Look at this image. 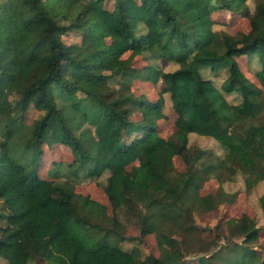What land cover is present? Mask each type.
Instances as JSON below:
<instances>
[{
	"label": "trees",
	"instance_id": "obj_1",
	"mask_svg": "<svg viewBox=\"0 0 264 264\" xmlns=\"http://www.w3.org/2000/svg\"><path fill=\"white\" fill-rule=\"evenodd\" d=\"M219 9L248 18V31L213 29L211 13ZM140 23L146 31L137 36ZM68 32L79 33L80 42L66 43ZM139 55L175 62L177 68H137L133 62ZM243 56L257 58V84L240 69L236 58ZM208 68H225L220 85L204 75ZM117 78L119 86L110 84ZM134 78L161 79L159 98L135 96ZM232 92L238 101L227 99ZM163 93L170 95L176 114L175 130L166 137L158 127L165 117ZM31 104L42 114L25 124ZM192 134L213 138L222 156L190 145ZM44 144L71 148L72 174H108L103 189L114 212L135 218L141 237L155 234L159 255L141 256L137 247L124 250L93 240V233L111 232L104 227L111 224L106 207L75 192L70 180L38 175ZM176 155L184 171L174 169ZM212 176L219 183L215 192L201 194ZM237 176L247 192L264 179V0H256L252 12L247 0L0 2V259L7 264H264L258 242L264 224L242 214L225 221L227 235L202 239L205 228L193 220L194 211L233 202L235 194L223 185ZM258 203L264 214V193ZM72 222L84 226L91 244L71 230ZM192 242L200 245L198 251Z\"/></svg>",
	"mask_w": 264,
	"mask_h": 264
},
{
	"label": "rangeland",
	"instance_id": "obj_2",
	"mask_svg": "<svg viewBox=\"0 0 264 264\" xmlns=\"http://www.w3.org/2000/svg\"><path fill=\"white\" fill-rule=\"evenodd\" d=\"M3 0H0L2 2ZM256 0H247V5L252 12L254 10ZM211 17L214 20L213 29L223 30L231 34L236 32H246L249 29L248 18L231 13L226 9L215 10L211 13ZM146 29L142 23L138 26L136 30V35L139 36L145 33ZM81 35L77 32H68L63 35V40L66 43L80 42ZM129 51L123 54V57L129 55ZM240 69L244 75L253 83H256V78L254 72L259 68L257 58L255 56L251 57H237L236 58ZM148 64H154L165 71H171L177 68V64L172 61L166 60H148L142 56H136L134 58L133 66L137 68H143ZM225 68L218 69H205L204 75L213 80L216 86L220 85L223 78L226 76ZM119 78L111 79L110 84L114 86H119ZM257 84V83H256ZM164 84L160 79L157 83H153L149 80H144L141 78H134L131 81V91L135 96H144L145 98L155 101L159 98V94L162 91ZM164 97V102L162 105V111L164 114V119L158 121L159 132L162 136L166 137L170 135L174 130V121L176 119V114L172 108V101L168 93L162 94ZM227 99L230 102L238 101L237 94L232 92L226 94ZM60 104V103H59ZM42 111L37 110L32 104L27 108L24 115V123L30 124L35 119L39 118ZM140 113H134V119L138 120L140 118ZM84 127H89L84 124ZM82 128V127H81ZM90 128V127H89ZM80 128L76 130L78 133ZM190 145H196L200 148L206 149L211 152L214 156H222L223 150L213 138L207 136L190 135L189 137ZM44 151L41 155L40 165L38 168V175L44 179H54L57 181L70 180L75 185V192H79L84 195L90 196V198L100 202L106 207L108 213V220L111 224H104V227L111 228V232H107L106 236L103 237V232L93 233V240L103 239L110 245H119L124 250H131L134 247L139 249L141 256L155 255L158 256L160 251L156 241L155 234L150 233L144 237L140 236V229L138 228L135 218L130 214L126 215L124 211L114 212L113 206L111 205L106 192L103 189L106 183L108 174H103L100 177H90L87 176L85 170H78L77 174L73 173V159L71 148L63 144H53L48 146L43 145ZM174 169L177 171H184L185 165L180 156H174L173 158ZM130 167V166H129ZM128 167V168H129ZM75 169V168H74ZM218 181L215 177H210L207 179L200 189L201 194H207L210 192H215L218 187ZM224 189L228 192L235 194V199L231 203H222L218 205L217 208L210 211H194L193 220L194 223L202 228H205L201 234L202 239H213L215 233L217 234H228L225 221L231 217H239L242 214H247L248 216L254 218L258 225L262 226L264 224V214L259 206L258 198L264 193V179L257 183L251 191L247 192L243 179L241 176H237L236 180L231 182H226L223 185ZM2 204L0 202V210ZM114 221V224L112 223ZM220 224V229L216 230L215 225ZM71 230L77 234L80 238L84 239L89 245L91 244L87 238L88 231L84 229L82 224L72 222ZM123 234L124 238L121 239L117 237L115 233ZM259 236V244L264 247V229H262ZM221 239V238H220ZM194 250L198 251L200 245L196 242H192V247ZM0 264H7L4 259H0ZM43 264V262H39Z\"/></svg>",
	"mask_w": 264,
	"mask_h": 264
}]
</instances>
